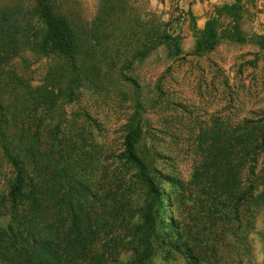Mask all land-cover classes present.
I'll return each instance as SVG.
<instances>
[{
  "label": "rangeland",
  "instance_id": "374dc122",
  "mask_svg": "<svg viewBox=\"0 0 264 264\" xmlns=\"http://www.w3.org/2000/svg\"><path fill=\"white\" fill-rule=\"evenodd\" d=\"M33 4L34 0H0V23L13 19L18 25L14 36L24 31L28 36L36 30L41 37L43 24L28 19ZM52 4L73 33L72 54L65 57L23 48L5 55L0 49V79L7 81L0 88V100L10 114L23 108L18 99L52 98L54 105L47 108L42 120V136L59 135L55 124L62 133L66 129H70L66 133L75 132L80 124L86 126L93 147L83 149L96 156V161L80 177L101 194L98 202L94 197L87 199L89 205L106 209L111 173L121 177L131 171L123 158L122 142L127 127L137 119L141 129L138 148L162 173L185 184L179 198L184 204L199 158L200 129L216 123L215 127L226 126L227 132L244 117L264 119V0H53ZM149 19L166 21L175 38L138 58L134 52L141 28ZM11 30L2 39L8 45L13 41H5ZM210 32L212 48L196 51L197 42ZM128 59L130 65L121 67ZM38 109L26 107V119L19 115L28 122V112L32 119ZM204 171L211 185L217 167L206 166ZM230 174L231 184L239 169L227 171L220 179H228ZM11 178V169L0 155V192L7 190ZM249 178L256 180V174ZM161 185L179 196V187L164 181ZM165 199L161 212L168 217ZM6 222L7 217L1 219L2 225ZM263 225L264 209L247 232L248 246L241 264H260L258 231ZM151 262L187 264L177 252L165 260L157 253Z\"/></svg>",
  "mask_w": 264,
  "mask_h": 264
},
{
  "label": "trees",
  "instance_id": "16d2710c",
  "mask_svg": "<svg viewBox=\"0 0 264 264\" xmlns=\"http://www.w3.org/2000/svg\"><path fill=\"white\" fill-rule=\"evenodd\" d=\"M52 2L34 0L28 12L29 20L43 24L41 37L36 30L28 36L25 31L14 36L16 21L3 19L0 49L5 55L23 48L65 57L72 54L73 33L54 12ZM9 29L5 41H13L8 45L2 39ZM172 30L166 21L154 23L149 19L141 28L134 56L143 58L172 41ZM213 44L210 32L195 49L209 50ZM131 61L126 60L121 67H128ZM6 85L7 81L0 79V88ZM18 102L24 109L39 107L40 111L32 119L28 112V122L23 121L19 114L26 119V110L8 114L0 100V155L12 174L7 190L0 192V264H153L155 254L160 253L165 260L174 252L181 254L187 264L242 263L247 232L264 209L263 118L244 117L227 132L226 126L215 127L216 123L200 129L196 144L199 158L188 182L193 186L187 188L186 204L179 199L185 184L162 173L138 148L141 129L137 119L127 127L122 142L123 158L131 171L121 177L111 173L109 204L103 209L100 204L89 205L87 199L94 197L98 202L101 194L92 191L80 177L96 161V156L83 149L93 147L86 126L80 124L77 131L66 133L70 130L66 129L62 133L55 124L54 131L59 135L42 136V120L54 100L36 97ZM16 119L21 123L16 125ZM206 166L217 167L211 185L205 179ZM236 167V181L230 184L231 174L228 179H220ZM255 174L256 180L252 181L249 175ZM163 181L179 187V196L172 194V188L164 189ZM163 198L170 208L168 217L161 212ZM5 217L7 222L2 225ZM258 234L260 264H264V225ZM123 253L128 254L119 258Z\"/></svg>",
  "mask_w": 264,
  "mask_h": 264
}]
</instances>
